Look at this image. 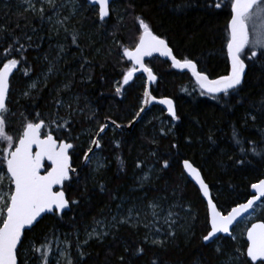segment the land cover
I'll return each instance as SVG.
<instances>
[{
  "label": "trees",
  "instance_id": "trees-1",
  "mask_svg": "<svg viewBox=\"0 0 264 264\" xmlns=\"http://www.w3.org/2000/svg\"><path fill=\"white\" fill-rule=\"evenodd\" d=\"M81 2L84 3V0ZM128 4H132L133 9L125 13L124 9ZM209 5H213V0H116L114 9L123 16V21L118 24L117 16L113 14L103 27L96 21L94 10H87V13H84L86 18L82 31L91 36L92 44L88 46L86 37L80 39L79 43L91 63L85 65L83 70L80 68V51L72 44L71 35L66 37L63 32L59 36L52 35L45 25L43 31L37 34L44 39L33 37V47L25 53L27 63L23 65L31 66V79L25 77L22 71H16L10 80V107L16 115L10 118L7 129L9 134H17L20 131L23 121L21 112L28 115L29 119H34L35 112H40L46 122L50 121L56 112L53 103L56 98L55 89L69 80L72 81V88L70 92L63 93L64 99L67 101L70 96L78 94L79 106L84 108V112L72 117L75 122L72 135L78 136L79 139L70 141L76 146L72 153V166L77 169L79 179L73 177L65 184L67 198L70 201L79 200L80 203L78 206L70 205V210L62 215L43 217L29 233L30 240L39 245L50 230H56L61 240L64 239L63 234H69V239H73L70 234L77 229L83 239L85 226H91L93 218L103 219L109 214L110 208L115 209L116 202L111 201L108 192L119 196L127 195L129 202L125 205L126 208L133 200L138 201V205L140 202L141 205H146L153 197L167 196L168 202L179 198L182 203L192 205L197 216L192 223L194 236L185 238L180 235L173 244L161 249L142 244L146 232L143 227L137 230L122 226L115 242L111 238L104 244L90 242L87 250L91 255L86 257V264H108L109 261L116 264L115 256H107L108 250L111 249L118 256L123 253L125 244L132 249L137 246L144 248L143 255L135 258L134 264H151L153 259H156L158 264H221V261L226 259V256L216 255L215 244L206 246L202 242V236L206 234V206L199 192L183 174L181 163L183 159H188L200 168L210 186L214 202L222 210H230L235 203H243L250 196L251 183L263 178L264 158L249 154L247 160L250 163L236 164L234 161L242 158V155L239 146L233 141L232 132L235 126L245 148L249 147L248 141H255L258 147L264 148V115L255 110L264 98V60L246 61L249 67L246 69L245 82L239 96L233 93L219 101L209 95L201 96L193 79L188 74L174 71L170 63L158 58L146 61L158 77L152 86V95L157 99H173L181 117L180 121H172L158 105L151 107L128 131L126 125L139 110L143 97L144 78H133L130 85L124 86L126 91L122 97L115 93V88L122 81L123 71L131 67L129 61L122 57V48L116 42L134 47L136 34L140 33L139 25L134 19L137 15H142L157 35L169 41V46L178 58L187 56L193 59L210 79L226 75L230 69L226 50L229 9H216ZM22 13V10L17 9L15 0H0V24H8L10 28H14L19 21L23 27L25 21L20 18ZM29 20L31 25L40 27L39 21L31 15ZM28 31L31 34L30 28ZM37 43L39 48L36 47ZM58 44L65 46L66 55L56 64V74L49 76L47 87H44L43 73L47 71L48 64L39 57L47 53L49 59L54 60ZM97 48L101 49L100 55L95 54ZM89 74L91 80L87 79ZM37 78L42 82L38 84L37 90L33 91V98H21V92ZM17 100L19 103H16ZM238 100L242 102L238 103ZM158 109L162 113L163 122L152 119L144 125L143 121L148 113ZM93 111L96 112L94 120L98 123H105L106 118L110 117L125 125L120 131L114 129L110 133L106 130L100 150L106 160V167L99 174H94L91 165L85 164L83 159L89 137H92L98 128V123H90L87 119ZM247 113L256 115L257 120L249 119L245 124L244 117ZM59 115L66 117V110L60 109ZM171 125H176L173 128L174 135L160 134L161 128L167 131ZM209 135L212 136L211 140L208 139ZM153 139L156 143H150ZM113 141H120L121 146L117 148ZM173 143L178 147L172 148ZM152 152L156 155H151ZM117 156L124 162L123 170L116 159ZM165 159L170 165L167 169L162 168ZM137 161L143 162L139 169L135 166ZM150 168L155 170V173H150L151 183L146 184L143 189L138 186L140 190L131 192L138 178ZM4 171L6 172V168ZM101 183L106 185L108 192L99 190ZM173 189L177 190L175 197L172 195ZM138 197L146 198L140 201L136 199ZM245 233L244 229L241 238L236 241L223 237L219 239L224 251L231 252L234 248L242 246ZM53 247L55 248V244ZM32 264H37V261L33 259Z\"/></svg>",
  "mask_w": 264,
  "mask_h": 264
},
{
  "label": "snow or ice",
  "instance_id": "snow-or-ice-1",
  "mask_svg": "<svg viewBox=\"0 0 264 264\" xmlns=\"http://www.w3.org/2000/svg\"><path fill=\"white\" fill-rule=\"evenodd\" d=\"M18 2L24 5L23 13L20 14V18L25 21L24 26L21 27L19 21L16 22L14 28H10L8 24H0V264H32L33 259L37 261V264H86V257L91 255L87 250L90 242L104 244L109 238L115 242L122 226L137 230L143 227L146 232L142 244L161 249H166L173 244L180 235L185 238L194 236L189 218L194 222L197 216L191 204H184L181 199L177 198L165 206L163 202H167L168 197L156 196L143 206L133 200L126 208L129 197L108 192L106 185L101 183L99 190L108 192L111 201L116 202L115 209L110 208L109 214L103 219L93 218L92 225L85 226L83 239L80 238L79 229L70 234L73 239H69V234H63L64 239L61 240L56 230H50L45 234L43 242L39 245L28 238L29 233L44 214H62L70 205L78 206L80 203L79 200L70 201L67 198L65 183L71 181L73 177L79 179L77 169L72 166L71 162L76 146L70 141L79 139L78 136L72 135V129L75 127L72 117L84 112V108L79 106L80 96L78 94L70 96L67 101L64 99L63 93L70 92L72 88V81L69 80L55 89L56 98L53 103L56 112L50 121L46 122L40 112H35L34 119H29L28 115L21 112L20 116L23 117V121L20 131L17 134H9L7 129L10 118L16 115L10 107L12 103L9 99L11 95L10 78L14 72L22 71L25 77L31 79V66H23L27 63L25 53L33 47V37L43 31L45 25L48 26V32L52 35L59 36L61 32L66 37L71 35L72 44L80 51V68L83 70L84 66L89 65L91 61L84 55V48L81 47L79 40L86 37L89 41L88 46L92 44L91 36L82 31L83 21L86 18L84 11L94 10L96 21L103 27L110 16L115 13L116 0H84V3L81 0H18ZM209 6H214L216 9L226 7L229 9L228 15L230 16L226 28V50L230 69L226 75H221L216 79H210L205 71L198 68V63L193 59L187 56L178 58L169 46V41L157 35L142 15L134 17L140 29L134 47L116 42L122 48V57L131 62V67L123 71L122 81L115 88L116 95L123 96L126 91L124 86L130 85L138 72L146 74L142 106L126 127L130 129L140 121L145 107L153 103L166 106L167 114L172 121L181 119L173 99L168 97L157 99L152 95L151 85L157 82L158 77L145 63L146 57L159 54L171 61L172 68L189 71L191 77L194 78L196 88L199 89V94L209 95L217 101L222 97L228 98L233 93L239 96L245 82L246 69L249 67L246 61L264 60V0H213V5ZM131 9L133 5L128 4L124 11L127 13ZM115 14L117 23H122L123 16L119 13ZM29 15L39 21V28L31 25ZM29 28L31 34H29ZM37 39L43 40L44 37L37 36ZM39 46L37 43L36 47L39 48ZM57 48L58 53L54 60H50L47 53L39 57L48 64L47 71L43 73L44 87H47L49 76L56 74V64L66 55L63 44H58ZM95 54L100 55L101 49H95ZM91 78L89 74L87 79L91 80ZM39 83H41L40 78L32 80L21 92V98H33V91L37 90ZM16 103H19V100ZM60 109L66 110V117L59 115ZM255 110L264 115V98L260 100ZM95 116L96 112H91V115L87 117L88 121L98 123L94 120ZM249 119L256 121L257 116L247 113L244 117L245 124ZM106 121H110L116 129L125 127L110 117L106 118ZM109 126V122L98 123V128L91 137L90 146L83 156L85 164L92 162V157L96 155L94 149L102 150L103 136ZM175 126L171 125L167 131L161 128L159 132L165 136L170 133L174 135ZM232 138L239 146V152L242 155V158L234 161L236 164L250 163L247 160L249 154L264 158V148L258 147L255 141H248L249 147H244V141L239 138L235 126H233ZM208 139L211 140L212 136L209 135ZM188 142H191L190 139ZM113 143L117 148L121 146L120 141H113ZM150 143H156V140L153 139ZM171 147L175 149L178 145L173 143ZM151 155L155 156L156 153L152 152ZM116 159L123 170V160L119 156ZM229 159L232 158L229 157ZM45 161L50 162L46 169ZM142 163V161H137L136 168H141ZM105 167L104 158L97 157L93 173L99 174ZM169 167V161L163 160L162 168ZM153 171L154 169L150 168L138 178L141 189L151 183L150 173ZM183 171L195 181L200 196L207 202L204 224L206 234L202 236V242L206 246L215 244L221 239L218 234H225L232 240H236L237 237L233 235L234 225L242 221L246 224L250 222V226L245 228L246 240L242 246L227 253L221 245L216 246L214 250L216 255L226 256L221 264H264V218L251 222L256 213L264 217V179L251 183V196L245 203H235L230 210L229 208L222 210L214 202L210 186L200 168L192 161L183 159ZM172 195L174 197L177 195L176 189H173ZM145 198L136 199L143 201ZM181 212L184 215H181ZM143 253V246L132 249L125 244L122 254L117 256L109 249L107 256H115L116 264H134V259L139 258ZM108 264L111 262L109 261ZM151 264H158V262L153 259Z\"/></svg>",
  "mask_w": 264,
  "mask_h": 264
},
{
  "label": "rangeland",
  "instance_id": "rangeland-1",
  "mask_svg": "<svg viewBox=\"0 0 264 264\" xmlns=\"http://www.w3.org/2000/svg\"><path fill=\"white\" fill-rule=\"evenodd\" d=\"M15 3H16V7H17V9L23 11V7H24V5H22L21 3H19L18 0H15ZM84 7L87 8V5L84 4ZM84 13H87V11H84ZM115 13H117L116 10H115ZM115 13H114V14H115ZM115 15H116V14H115ZM136 36H137V38H138V34H136ZM57 53H58V52H57ZM40 80H41V79H40ZM41 82H42V80H41ZM142 83H143V84L145 83V79H143ZM142 100H143V97H142L141 102H140V104H139V108H140L141 105H142ZM160 109H162V108H160ZM160 109H158L157 111H153V112H151V113H148L147 117H145V119H144V121H143V124H144V125H147L152 119L158 120V122H161V123H162V122H163V121H162L163 117H162V113H161ZM162 110H163V109H162ZM164 111H165V110H164ZM165 112H166V111H165ZM106 122H107V121H106ZM109 125H110V126H109V128L107 129V131L110 132V133H112V131H113L114 129H116V128H114L113 126L111 127V124H109ZM120 129H122V128H120ZM120 129H117V130L120 131ZM90 142H91V137H89V141H88V144H87V147H88V148H89V146H90ZM88 148H87V149H88ZM94 151H95L96 155L92 157V162H91V163H88V165H91V171H92V172H93V169L96 167V160H97V157H102V158H104L103 155H102V153L100 152V150L95 149ZM89 155H92V154H89ZM104 160H105V158H104ZM105 161H106V160H105ZM152 169H153V168H152ZM153 173H155V170H154ZM153 173H152V175H153ZM150 177H152V176H150ZM138 186H139V182L137 181L136 186L132 188V191H131V192L135 193V192H137L138 190H140ZM136 201H137V200H136ZM136 203L138 204L139 202L137 201ZM167 203H170V202H168V201L165 202V206H167ZM139 205H141V202H140ZM141 206H143V205H141ZM181 215H184V213L181 212ZM259 218H264V217H262L259 213H256V214H254V216H253V220H252L251 222H255V221H256L257 219H259ZM181 223H183V221H182ZM189 223H193V222L190 220V218H189ZM248 224H250V222H248V223L246 224L245 222L242 221V222H240L239 224H237V225L234 227L233 235L237 237L236 240H239V239L241 238L240 235H241L242 232L244 231L245 226L248 225ZM236 240H233V241H236ZM217 245H222L220 240H217V241H216L215 246H217Z\"/></svg>",
  "mask_w": 264,
  "mask_h": 264
},
{
  "label": "water",
  "instance_id": "water-1",
  "mask_svg": "<svg viewBox=\"0 0 264 264\" xmlns=\"http://www.w3.org/2000/svg\"><path fill=\"white\" fill-rule=\"evenodd\" d=\"M156 58H158V59H160V60H162V61H165V62H167V63H170L171 64V61L168 59V58H166V57H161V56H159V54H154L152 57H146L145 58V62L146 61H148V60H151V59H156ZM229 61V60H228ZM130 62V61H129ZM130 64H131V62H130ZM174 71H176L177 73H185V74H188L190 77H191V73L189 72V71H187V70H179V69H175V68H172ZM14 74H15V72H14ZM13 74V75H14ZM137 76H142L144 79H145V82H146V74H143V73H140V72H138L137 74H136V76L135 77H137ZM134 77V78H135ZM12 78V77H11ZM11 78H10V80H11ZM192 78V77H191ZM193 79V81H194V78H192ZM156 82H154L152 85H151V89H152V86L155 84ZM195 83V82H194ZM150 89V90H151ZM159 99V98H158ZM159 104H157V103H153V104H150L149 106H146L145 107V111L143 112V113H141V118L146 114V112L151 108V107H153V106H158ZM142 106V105H141ZM163 110H165L166 111V113H167V109H166V106H164V105H159ZM140 109V108H139ZM139 111V110H138ZM107 122H109V121H107ZM139 122V121H138ZM137 122V123H138ZM109 124H110V122H109ZM135 125V124H134ZM133 125V126H134ZM126 129L128 130V131H130L132 128H128V127H126ZM35 150V149H34ZM95 150V149H94ZM72 162V161H71ZM49 163L50 162H48V161H45V169L48 167V165H49ZM181 168H182V170H183V162L181 163ZM42 174H43V170H42ZM183 174L185 175V177L187 178V180H189L191 183H192V185L195 187V189L198 191V185H196L195 184V181L194 180H192V178L191 177H188L187 176V174L183 171ZM262 179H264V175H263V178ZM67 183V182H66ZM65 183V184H66ZM249 189H250V196H251V192H252V190H251V188L249 187ZM199 192V191H198ZM211 193H212V191H211ZM250 196L248 197V198H250ZM201 197V196H200ZM247 198V199H248ZM201 199L203 200V202L205 203V206H206V210H207V202H206V200H204L202 197H201ZM246 199V200H247ZM246 200L244 201V203L246 202ZM70 208V207H69ZM65 209L64 211H63V213L62 214H64V213H67L70 209ZM62 214H59V215H62ZM46 215H53V214H51V213H46V214H44L43 215V217H45ZM41 220V219H40ZM39 220V221H40ZM236 225H234V227H235ZM219 236H221V238L223 237V238H231V237H228V236H226L225 234H218ZM245 236H246V233H245ZM245 240H246V237H245ZM203 244L205 245V243L203 242Z\"/></svg>",
  "mask_w": 264,
  "mask_h": 264
},
{
  "label": "bare ground",
  "instance_id": "bare-ground-1",
  "mask_svg": "<svg viewBox=\"0 0 264 264\" xmlns=\"http://www.w3.org/2000/svg\"><path fill=\"white\" fill-rule=\"evenodd\" d=\"M130 63V62H129ZM185 74V73H184ZM139 77V76H138ZM166 113V112H165ZM170 118V117H169ZM244 203V202H243ZM207 213V212H206Z\"/></svg>",
  "mask_w": 264,
  "mask_h": 264
}]
</instances>
